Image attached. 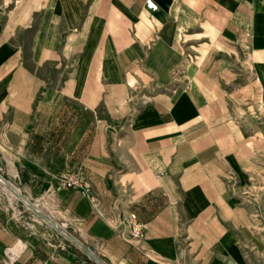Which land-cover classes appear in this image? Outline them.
<instances>
[{
    "label": "crops",
    "instance_id": "0c3cea01",
    "mask_svg": "<svg viewBox=\"0 0 264 264\" xmlns=\"http://www.w3.org/2000/svg\"><path fill=\"white\" fill-rule=\"evenodd\" d=\"M152 1L0 0V264H249L235 76L264 89V0ZM63 170L86 191L46 194Z\"/></svg>",
    "mask_w": 264,
    "mask_h": 264
},
{
    "label": "rangeland",
    "instance_id": "374dc122",
    "mask_svg": "<svg viewBox=\"0 0 264 264\" xmlns=\"http://www.w3.org/2000/svg\"><path fill=\"white\" fill-rule=\"evenodd\" d=\"M235 78V84L242 88L238 97L241 132L234 145V183L249 200L253 216L249 236L240 246L249 264H264V89L250 90V78L244 70Z\"/></svg>",
    "mask_w": 264,
    "mask_h": 264
},
{
    "label": "built area",
    "instance_id": "2783aa9c",
    "mask_svg": "<svg viewBox=\"0 0 264 264\" xmlns=\"http://www.w3.org/2000/svg\"><path fill=\"white\" fill-rule=\"evenodd\" d=\"M145 7L149 10H155L156 4L152 0H145ZM55 184L49 187L46 194L51 193V190H59L61 188H74L82 191H86L87 184L80 173L63 170L56 174ZM51 188V189H50ZM129 237L133 240L139 241L145 235V225L136 220L133 214H129L128 217ZM4 257L7 262L11 263L15 257L13 247L10 246L4 250Z\"/></svg>",
    "mask_w": 264,
    "mask_h": 264
},
{
    "label": "water",
    "instance_id": "95a60500",
    "mask_svg": "<svg viewBox=\"0 0 264 264\" xmlns=\"http://www.w3.org/2000/svg\"><path fill=\"white\" fill-rule=\"evenodd\" d=\"M92 248L90 247L88 251H91ZM95 261L98 262V264H104L102 261H100L98 258L94 257Z\"/></svg>",
    "mask_w": 264,
    "mask_h": 264
}]
</instances>
